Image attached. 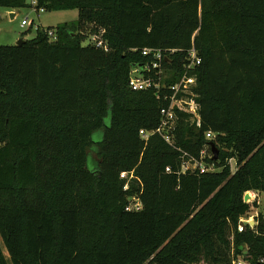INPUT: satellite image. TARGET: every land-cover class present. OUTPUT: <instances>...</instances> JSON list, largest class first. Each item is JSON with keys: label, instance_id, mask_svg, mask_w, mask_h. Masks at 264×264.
Instances as JSON below:
<instances>
[{"label": "trees", "instance_id": "obj_1", "mask_svg": "<svg viewBox=\"0 0 264 264\" xmlns=\"http://www.w3.org/2000/svg\"><path fill=\"white\" fill-rule=\"evenodd\" d=\"M31 1L0 0V10L76 9L77 19L0 43V264L263 256L262 213L253 227L237 223L250 208L245 191L264 192V0ZM100 30L108 50L82 44ZM192 42L200 126L176 111L173 146L157 133L141 138L167 102L129 87L131 67L149 59L140 49H174L163 61L172 84ZM211 142L216 170L180 171L182 151L198 158ZM131 197L139 210H126Z\"/></svg>", "mask_w": 264, "mask_h": 264}, {"label": "built area", "instance_id": "obj_2", "mask_svg": "<svg viewBox=\"0 0 264 264\" xmlns=\"http://www.w3.org/2000/svg\"><path fill=\"white\" fill-rule=\"evenodd\" d=\"M34 3V1H31ZM39 10H43L40 8ZM22 26L29 24L32 25L33 21L27 19H22ZM48 35L54 38L53 31L49 30ZM103 30L98 33H91L87 36L86 42L93 44L96 47L102 48L103 50H108L106 41L102 38ZM132 50H136L133 48ZM174 49L166 50L160 47H143L140 52L143 56L149 58L145 63L133 65L130 70L128 85L132 90H147L155 89L156 96L161 97L167 102V105L162 107L159 111L160 121L156 128L152 130H139V135L143 139H147L150 134L157 133L162 139L173 146V130L176 124L177 112H186L189 115L191 123L195 124L197 127L200 126V115H199V105L197 101L198 94L194 90L197 82L196 76L189 74L188 72L195 66L200 64L201 58L197 53V50L193 44L186 50V60L184 64V72L182 75L172 84H166L163 82V78L167 75L163 67V61L167 60V52H173ZM207 140H211L216 136V133L212 131H206L204 133ZM210 147V145H208ZM211 149L208 151L205 146L199 152V157L188 154L182 151L181 158V172L194 171L203 173L207 171L216 170L213 162H207L206 158H211ZM231 162V161H230ZM165 170L170 171L169 167ZM234 171V170H232ZM133 177L132 172L123 171L120 173V178L130 179ZM127 188V184L124 185V189ZM248 193L249 197L247 200H243L250 204V208H255L253 203L258 205V192L255 190L245 191ZM141 208V202L137 197L129 198L128 204L126 205V210H139ZM257 211L246 213L239 218L237 223V230L242 231L246 225L253 227L257 223L258 217ZM247 216V217H246ZM243 222V224L240 223ZM264 221V215H263ZM246 249H243L240 254H238L231 264H264V255L256 259L255 262H250L246 259Z\"/></svg>", "mask_w": 264, "mask_h": 264}, {"label": "rangeland", "instance_id": "obj_3", "mask_svg": "<svg viewBox=\"0 0 264 264\" xmlns=\"http://www.w3.org/2000/svg\"><path fill=\"white\" fill-rule=\"evenodd\" d=\"M28 3L31 0H27ZM3 19L0 21V43L5 45L15 44L16 41L20 38L32 39L36 34V27L47 28L49 26L53 27L57 24L63 22H73L77 19V10L68 9V10H38L33 6L16 9L17 15L13 19H9V16L6 15V10L2 9ZM27 19L33 21L32 25L26 24L21 25V20ZM86 40L82 44H86ZM101 132L97 131L93 137L100 138ZM92 158L96 159L92 152L89 153ZM232 170H234L235 163L231 160ZM255 208H249L250 212H260L264 215V192H258V205L254 206ZM244 215H247L246 213ZM243 216V215H242ZM247 217V216H246ZM0 246L4 253H6L3 242L0 238ZM8 264H11L8 260Z\"/></svg>", "mask_w": 264, "mask_h": 264}, {"label": "water", "instance_id": "obj_4", "mask_svg": "<svg viewBox=\"0 0 264 264\" xmlns=\"http://www.w3.org/2000/svg\"><path fill=\"white\" fill-rule=\"evenodd\" d=\"M12 15H13V13H11L9 16L12 18ZM23 41H24V40L20 38V39H18V40L16 41L15 44H20V43L23 42ZM209 145H210V149H211V152H212V157H211V158H212L213 160H216V159L218 158L219 150H218L217 146H216L214 143L211 142ZM248 197H249L248 193L245 192L244 195H243V200H244V201L247 200ZM240 223L243 224L242 221H240Z\"/></svg>", "mask_w": 264, "mask_h": 264}, {"label": "crops", "instance_id": "obj_5", "mask_svg": "<svg viewBox=\"0 0 264 264\" xmlns=\"http://www.w3.org/2000/svg\"><path fill=\"white\" fill-rule=\"evenodd\" d=\"M2 9H5L6 10V15H10L11 13H13L12 15V18L9 16V19H13L16 15H17V12H16V9H12V8H1L0 10V16H1V20L3 19V14H2Z\"/></svg>", "mask_w": 264, "mask_h": 264}]
</instances>
